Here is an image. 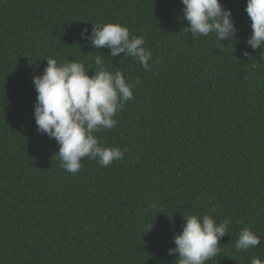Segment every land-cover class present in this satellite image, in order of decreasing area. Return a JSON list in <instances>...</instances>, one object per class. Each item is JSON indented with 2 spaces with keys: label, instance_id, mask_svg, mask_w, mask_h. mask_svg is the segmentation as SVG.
<instances>
[{
  "label": "trees",
  "instance_id": "16d2710c",
  "mask_svg": "<svg viewBox=\"0 0 264 264\" xmlns=\"http://www.w3.org/2000/svg\"><path fill=\"white\" fill-rule=\"evenodd\" d=\"M221 3L238 29L222 45L187 32L181 0H0V264H178L168 249L192 214L231 220L205 264L264 261V50L246 45V0ZM92 23L143 36L149 70L82 40ZM97 55L140 81L116 126L94 133L127 151L72 174L37 132L33 74L55 58L91 75ZM245 227L261 244L236 251Z\"/></svg>",
  "mask_w": 264,
  "mask_h": 264
},
{
  "label": "clouds",
  "instance_id": "9594fccd",
  "mask_svg": "<svg viewBox=\"0 0 264 264\" xmlns=\"http://www.w3.org/2000/svg\"><path fill=\"white\" fill-rule=\"evenodd\" d=\"M181 3L184 6L183 19L189 22L186 30L194 39L209 34H215L219 44L238 39L231 9L226 8L221 0H181ZM245 11L252 29L246 45L253 52L264 50V0H246ZM92 24L90 33L88 28L81 30L82 40L96 49L107 47L110 58L123 53L149 70L152 54L144 47L146 40L143 36L130 38L128 28L120 23ZM242 54L248 58L252 56L247 48ZM104 59L101 55L93 58L95 71L91 75L89 69L93 68L86 69L83 63L75 60L58 63L55 58L46 59L43 72L33 74L32 82L37 93L34 105L37 132L55 139L59 145L56 156L61 167L72 174L81 170L84 158L108 167L114 161L122 160L127 151L105 147L103 140L94 133L116 126L114 117L127 101L133 99L132 89L140 81L129 82L121 71H109ZM184 221L182 231L173 238L175 247L168 249V255L178 253V264H205L217 255L219 241L229 234L231 220L224 218L217 222L207 214H192L184 217ZM260 244L261 238L245 227L240 231L235 248L236 251H246ZM251 264H264V261L254 256Z\"/></svg>",
  "mask_w": 264,
  "mask_h": 264
}]
</instances>
